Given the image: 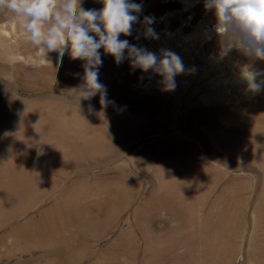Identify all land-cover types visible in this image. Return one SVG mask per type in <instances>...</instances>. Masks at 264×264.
Here are the masks:
<instances>
[{
	"label": "rangeland",
	"instance_id": "rangeland-1",
	"mask_svg": "<svg viewBox=\"0 0 264 264\" xmlns=\"http://www.w3.org/2000/svg\"><path fill=\"white\" fill-rule=\"evenodd\" d=\"M130 2L148 6L133 13L140 22L133 25L132 35L119 38L157 55L161 50L173 51L186 71L176 76L175 90L168 91L160 75L133 67L127 52L117 64L101 48L99 79L107 89L106 108L99 94L91 100L78 98L75 89L84 82L85 61L73 60L70 49L62 58L51 51L44 59L21 28L22 18L0 10V89L19 101L34 103L49 96L74 105L72 113L61 112L69 130L58 146L47 140L55 127L45 118L34 128L24 126L36 136L34 148L45 155L38 164L37 157L32 162L40 170L17 173L15 183L21 178L23 188L18 184L10 198H0L5 206L9 201L11 210L32 203L24 216L5 221L0 237L30 220L32 230L27 236L3 241L0 264H217L225 247L217 239L215 225L221 211L227 217L229 210L225 204L221 208L214 192L209 203L201 201L214 188L221 194L225 187L242 188L245 200L240 250L231 264H249L247 253L254 245L251 242L250 247V240L256 239L260 224L256 221L250 239L254 212L264 202L260 148L264 145V87L250 89L246 76L264 73V60L235 48L222 54L215 29L210 36L204 35L216 24L215 12L205 8V0ZM80 7L99 11L104 5L102 0L88 4L80 0ZM144 17L154 22L145 25ZM146 27L155 29L159 38H146ZM193 68L194 72L187 71ZM256 80L264 81V75ZM24 112L23 107L12 113ZM70 115L81 122L72 123ZM108 130L118 134L119 147L101 145ZM237 139L242 143H236ZM119 186L128 200L114 205L123 194L116 191ZM105 187L109 191L103 192ZM70 194L74 200L61 201V195ZM70 201L71 212L55 214ZM45 211H52L56 220L49 235L39 229L45 223L38 218ZM78 225L86 230L76 232ZM197 231L206 234L201 244L196 243ZM82 250H86L84 256L79 255Z\"/></svg>",
	"mask_w": 264,
	"mask_h": 264
},
{
	"label": "clouds",
	"instance_id": "clouds-1",
	"mask_svg": "<svg viewBox=\"0 0 264 264\" xmlns=\"http://www.w3.org/2000/svg\"><path fill=\"white\" fill-rule=\"evenodd\" d=\"M102 3L104 7L97 11L80 7V0H0V10L22 18L21 28L38 51L44 53V59L51 51L58 52L62 58L70 49L73 60L85 61L84 82L75 89L79 100H91L99 94L103 107L110 103L106 86L99 79V68L103 64L101 48L113 56L117 64L123 62L127 52L133 67L145 72L152 70L162 77L165 90H175L176 76L186 71L178 54L161 50L157 55L119 38L132 35L133 25L140 22L139 15L133 13H140L142 5L130 0H102ZM205 8L215 12V32L221 38L223 55L235 48L264 60V0H205ZM153 22L154 18L144 17L145 25ZM144 35L159 38L152 27H146ZM257 75L264 73L249 72L246 76L254 91L264 87V81L257 82Z\"/></svg>",
	"mask_w": 264,
	"mask_h": 264
},
{
	"label": "bare ground",
	"instance_id": "bare-ground-1",
	"mask_svg": "<svg viewBox=\"0 0 264 264\" xmlns=\"http://www.w3.org/2000/svg\"><path fill=\"white\" fill-rule=\"evenodd\" d=\"M82 1L83 4H88L90 2V0H82ZM146 6L142 7V11L146 8ZM214 29L215 28H210L207 32L204 33V35L210 36V34L213 32ZM115 81L117 82L118 85L120 84L124 85L121 79L115 78ZM108 82L111 83L110 81ZM35 101L36 102L34 103L33 100L27 102L19 101L13 97L12 93L0 89V148L5 147L0 150V166H1L0 167V198L1 197L3 198L5 196L10 198V194L15 192L16 186L18 184L20 188L24 187V183H22L23 180L21 178L19 183H15L17 179V173L19 174L20 172H25V171L32 172L34 169L40 170L42 168V167L36 168L37 165L35 164L36 162L38 164L40 160L44 159L45 152L36 150L34 148L36 142V138H35L36 136H34L31 133V131H26L24 126L34 128L36 125H39L40 123L42 124L43 121L42 118H45L47 124H51L55 127L54 130H51L49 131V133H47V140L53 141V143L57 144V146L64 142L59 140L66 139V136L63 134L65 133L68 134L67 130H69V127L65 126L66 125L64 119L65 115L62 114L61 112L67 110L72 113L74 108H70V107L74 105H70L62 99H55L49 96L37 99ZM23 107L25 108L24 113H20V114L12 113L15 111H19ZM8 113L14 116H10ZM69 119L74 124L81 122L78 120V118L71 117V115ZM60 126L66 127L65 131L64 130L59 131L58 128ZM130 130H133V126L130 127ZM11 133H13V135H11ZM114 134L116 133L111 130H108L107 138L101 142V145L105 148L106 145L108 146V148H112L115 146L119 147L120 138L118 134L116 135ZM236 143L241 144L242 142L239 139H237ZM260 148L264 152V145L260 146ZM35 157L37 158L35 159ZM34 159L36 162L32 163L34 162ZM17 161H21L18 167L11 165L14 164L15 162L17 163ZM75 163H79V162L75 161ZM26 164L28 167L26 166ZM2 166L4 168H2ZM19 168H21V170H19ZM46 169L47 168H45L44 170ZM214 182H219V179L215 178ZM205 184L207 183L205 182ZM105 190L109 191V188L105 187L103 189V192ZM119 190L123 192L120 186L116 191ZM225 190L226 191H222L220 194L214 188L213 191H210L209 193H207V195L202 196V201H201L204 204L209 203L214 192V196L218 197V204L221 206V208L224 209L227 207L229 210V212L227 213V217L224 211H221L222 214L219 217L218 223H216L215 225L216 228L218 229L217 239L222 240V244L225 247L223 251L224 253L223 255H220V257L218 258L217 264H231L234 256L240 250V246H239V235H240V227H241L240 218L242 216V211H243L242 203H244L245 200L241 197L242 188L229 187V189H227V187H225ZM72 195L73 194H70V196L61 195L60 199L61 201H67L69 200L68 198L70 197V199L74 200L75 197H72ZM16 196L18 197V195ZM36 197L38 198V195H36ZM261 198L264 199V193L261 195ZM120 200L122 202H126L128 200V196L124 195L123 192L121 196L117 197V201L114 203V205L119 203ZM7 203L8 204H6L5 206L3 205L2 202H0V227L6 225L5 221L8 219L14 220L19 218L20 216H24V214H26L31 210L30 206L32 205V203L31 204L27 203L23 207L19 206L17 208H13L14 210H11L10 208L11 205H9L10 204L9 201H7ZM70 203L71 201L69 202L68 206L65 209L61 211H55V214L58 215L60 214V212H65V213L71 212L72 206ZM224 204L226 205V207L224 206ZM81 211L82 208L78 207L77 212L80 213ZM254 213L256 217L254 216L253 230L250 239L253 236L256 221H260V224L256 230V235H255L256 239L253 241L250 240V247H251V242L252 243L254 242V245H252V248L248 250L246 259L248 260L249 264H261L264 263V202L256 207ZM50 215H52V217ZM53 218H54V213L52 211H45L44 214L39 216L38 218L39 221L45 223L44 225L39 226L40 231H43L44 235H49L53 233V229L56 226V220ZM32 224L30 220L29 224H26L21 228L18 227L14 228L10 232L9 236L0 237V246H4L3 241L8 239L9 237L12 238L14 237L15 239L17 238L18 235L21 234L27 236L32 230ZM75 229L78 230L76 232H80V233H82V230H86V228H83L80 225L76 226ZM205 236L206 234L197 231L196 243L201 244L205 240L204 238ZM82 251L83 253L79 254L80 256L85 255L86 250H82Z\"/></svg>",
	"mask_w": 264,
	"mask_h": 264
}]
</instances>
